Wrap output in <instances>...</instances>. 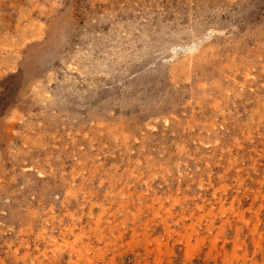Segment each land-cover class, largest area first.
Masks as SVG:
<instances>
[{"label": "rangeland", "instance_id": "rangeland-1", "mask_svg": "<svg viewBox=\"0 0 264 264\" xmlns=\"http://www.w3.org/2000/svg\"><path fill=\"white\" fill-rule=\"evenodd\" d=\"M0 264H264V0H0Z\"/></svg>", "mask_w": 264, "mask_h": 264}, {"label": "bare ground", "instance_id": "bare-ground-1", "mask_svg": "<svg viewBox=\"0 0 264 264\" xmlns=\"http://www.w3.org/2000/svg\"><path fill=\"white\" fill-rule=\"evenodd\" d=\"M191 49L197 50V46L192 47ZM173 60V59H172ZM129 245V244H128ZM223 246V245H222Z\"/></svg>", "mask_w": 264, "mask_h": 264}]
</instances>
